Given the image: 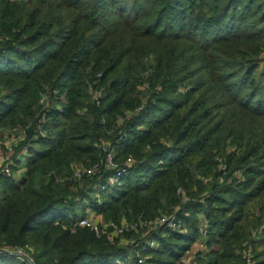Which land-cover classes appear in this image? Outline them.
I'll use <instances>...</instances> for the list:
<instances>
[{
	"label": "trees",
	"instance_id": "16d2710c",
	"mask_svg": "<svg viewBox=\"0 0 264 264\" xmlns=\"http://www.w3.org/2000/svg\"><path fill=\"white\" fill-rule=\"evenodd\" d=\"M0 97L28 149L0 178V248L178 264L204 242L196 264H264V0H0ZM90 209L137 229L98 238Z\"/></svg>",
	"mask_w": 264,
	"mask_h": 264
},
{
	"label": "rangeland",
	"instance_id": "374dc122",
	"mask_svg": "<svg viewBox=\"0 0 264 264\" xmlns=\"http://www.w3.org/2000/svg\"><path fill=\"white\" fill-rule=\"evenodd\" d=\"M23 135L24 131L21 128H3L0 130V142L2 143V147L0 149V168L1 166L5 165L6 162L11 161L14 164V174L17 180L20 177L22 178V176L24 177L25 170L23 164H25L27 160L25 150L23 148L21 149L20 146ZM87 218L91 222L95 223V225L99 226L104 232H107V230L110 229L111 224L106 222L103 216L96 215V213L91 209L88 210ZM128 226L129 225L127 221L123 220L121 226H118L119 228H114V230L112 231L110 238L111 241L120 238L121 234ZM122 243L126 244L127 241L123 239ZM196 248H198L199 250H205V247H203L201 244H197L193 247V250L188 252L178 264H196L195 258L198 255V252L194 251L196 250ZM10 251H14V249H10Z\"/></svg>",
	"mask_w": 264,
	"mask_h": 264
},
{
	"label": "built area",
	"instance_id": "2783aa9c",
	"mask_svg": "<svg viewBox=\"0 0 264 264\" xmlns=\"http://www.w3.org/2000/svg\"><path fill=\"white\" fill-rule=\"evenodd\" d=\"M43 98H44L43 100L47 99L46 96H44ZM40 131H41V133H43L42 132V128L40 129ZM44 135H45V133H44ZM24 138H25V136L23 135L21 141H23ZM1 147H2V143L0 142V149H1ZM24 150H25V155L27 157L28 156V149L25 148ZM114 157L115 156H114L113 153H111L109 155L108 164H109V166L111 168L118 170L119 169V165L114 163ZM133 164H134L133 158H128L127 161L124 164V167L129 169V168H131V166H133ZM13 165L14 164L11 161H8V162H6L5 165L1 166V168H0V178L2 176H6V177L15 176ZM93 171L94 170L91 169V170H88L87 173L89 175H91V174H93ZM125 171H126V169H119L118 173H117V176L110 179V181H109L110 184L111 185L116 184L118 182L119 177L121 176V174L123 172H125ZM76 175L77 176L81 175L80 170L77 171ZM127 223H128L129 226L126 229H128L130 227H132L135 230L137 229V225L136 224L135 225H131L129 222H127ZM77 225L79 227H82V228L90 229L91 231H93L95 233V235L98 238H100L105 233L99 226L95 225V223L91 222L88 218H82V219L78 220ZM158 225L164 226L166 229H172V230L178 229L176 215L175 214L165 215V216H163L161 218L156 219L155 221H150V222L146 221V222L143 223V226H148V227H157ZM203 225H204L203 226V232H205V229H204L205 228V224L203 223ZM119 227L117 225H114V224H111V226H110V228H113V230H114V228H119ZM149 244H150L151 247H155L156 246L155 242H153V241H151ZM136 256H137V261H138L139 264H145V260L146 259L143 258L139 252L136 254ZM244 257L246 258L248 264H253L252 263L251 252H249V251L245 252V256Z\"/></svg>",
	"mask_w": 264,
	"mask_h": 264
},
{
	"label": "water",
	"instance_id": "95a60500",
	"mask_svg": "<svg viewBox=\"0 0 264 264\" xmlns=\"http://www.w3.org/2000/svg\"><path fill=\"white\" fill-rule=\"evenodd\" d=\"M0 253L1 254H7V255H10V256H16V257H19V258H24L25 260L29 261L30 264H35L34 261L25 253L21 252V251H10V250H7V249H2L0 248Z\"/></svg>",
	"mask_w": 264,
	"mask_h": 264
},
{
	"label": "crops",
	"instance_id": "0c3cea01",
	"mask_svg": "<svg viewBox=\"0 0 264 264\" xmlns=\"http://www.w3.org/2000/svg\"><path fill=\"white\" fill-rule=\"evenodd\" d=\"M25 164H26V163H25ZM25 164H23L24 167H25ZM24 170H25V169H24ZM22 178H23V176H22ZM22 178L20 177L18 180H20V179H22ZM203 243H204V242H201V243H199L198 245L201 244L202 246H204ZM192 250H193V248H192ZM194 251H195V252H200V251H203V250H199L198 248H196V250H194Z\"/></svg>",
	"mask_w": 264,
	"mask_h": 264
}]
</instances>
